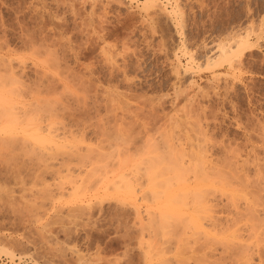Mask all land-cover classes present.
<instances>
[{
	"label": "rangeland",
	"instance_id": "374dc122",
	"mask_svg": "<svg viewBox=\"0 0 264 264\" xmlns=\"http://www.w3.org/2000/svg\"><path fill=\"white\" fill-rule=\"evenodd\" d=\"M158 2L176 21L141 0H0V264H264V0ZM247 27L240 64L219 63ZM29 39L70 79L42 77Z\"/></svg>",
	"mask_w": 264,
	"mask_h": 264
},
{
	"label": "bare ground",
	"instance_id": "6f19581e",
	"mask_svg": "<svg viewBox=\"0 0 264 264\" xmlns=\"http://www.w3.org/2000/svg\"><path fill=\"white\" fill-rule=\"evenodd\" d=\"M119 1H120V0H100L101 3H102V2H105V3H106V2H108V3L116 2L117 4H118ZM141 1H142L143 5L145 4V5L149 6V7L156 8V9L159 8V9H157V10H158V11L160 10V11H159L160 13H162V11H163V13L166 15V17H167L168 20H169V19H172V20H173L174 18H172V17H173V16H176V15L179 14V13H178L179 10H175V9H177V8L167 10L165 7H161V6H159L160 4H162V2H158L159 0H158V1H157V0H141ZM166 1H167V0H166ZM168 1H169V0H168ZM120 3H121V2H120ZM159 3H160V4H159ZM120 5H121V4H120ZM165 5H166V4H165ZM175 19H176V18H175ZM175 19H174V20H175ZM175 21H176V20H175ZM169 22H170V20H169ZM260 24H261V23H260ZM60 25H61V24H60ZM173 26H174V25H173ZM261 27H262V26H261ZM261 27H260V30H261V31H259L258 33L256 32L255 29L250 28V27H247L244 31H242V32L239 31L240 33L238 32L237 34L232 35L231 37H228L226 40L218 42L217 45L215 46V47H216V51L219 53L220 57H221V56L224 57V58L226 59L225 61L229 63V66H231V67L234 69V68L238 65V63L240 64V62H239L240 60H239L238 58H236L235 56H237V55H236L237 52H238L242 47H244V48H245V47H250V45H251V35H252L253 33H255L254 35H256V33H257V37H258V39L261 38V37L263 38L264 33L262 32L263 29H262ZM258 30H259V28H258ZM39 32H40V31H39ZM53 37H54V36H53ZM61 37H62V36H61ZM44 38H45V37H44ZM69 38H70V37H69ZM24 39H25V38H24ZM63 39H64V38H63ZM252 39H253V38H252ZM29 40H30V39H29ZM33 40H34V39H33ZM259 40H260V39H259ZM30 41H31V45H36V44L38 45V46H36V47L34 46L35 48H34L33 51L30 50V51L33 52L34 54H33V53H30V52H29V53H30V54H33L34 57H35V59L37 58L36 61H37L40 65H42V69H41V71L43 70V73H41V74H42V75L44 74L42 77H44V76L46 77V75H45V74L47 73L46 71H49V74H53V75H54V77L51 76V79H49L50 76L47 75L46 80H48V79H49V80L55 79V78H56L55 76H57V74H59V77H60V75H61V77H63V76H67V77H68L67 74L65 75L66 72H65V71L63 72L62 67H61L62 64L60 63V61H59L57 55L55 54L57 49H56L55 51H53V49H55L54 47H53V49H51L52 46H53L54 44H53L52 46H51V44H50V46H51V48H50L48 45L43 46L44 44L39 46V44L41 43V41H40L39 44L36 43V42H32V40H30ZM37 41H38V40H37ZM42 43H43V41H42ZM3 45H4V44H3ZM3 45H2V46H3ZM59 45H60V44H59ZM0 46H1V45H0ZM29 47H30V46H29ZM31 47H32V46H31ZM65 47H66V46H65ZM66 48H67V47H66ZM244 48H243V49H244ZM0 49H1V48H0ZM2 49H3V48H2ZM10 49H11V48H10ZM244 50H245V49H244ZM10 51H11V50H10ZM13 51H15V50H13ZM179 51H180L182 54H184V55L187 54V53H188V51H187V46H185V45L183 44L181 47H179ZM16 52H17V51H16ZM67 52H68V51H67ZM65 53H66V51H65ZM57 54H58V52H57ZM187 55H189V53H188ZM191 55H192V56H191ZM47 56H48V57H47ZM58 56H59V55H58ZM176 56H177V55H176ZM189 56H190V59H188V63H191V62L193 63V62H195V58L193 57V54H190ZM43 57H44V58H43ZM222 57H221V59L219 60V61H220L219 63H222L221 61L224 60ZM1 58H2V57H1ZM66 58H67V57H66ZM177 58H178V62H179L178 65H179V67H181L180 70H182V71H180L179 69H178V70L176 69V71H177V72H176V74H177V78L180 79V80H185V75H186V73H185V71H186L185 66L181 65V61L179 60V57H177ZM210 58H211V57H206V59H207L206 63L209 62V61H211ZM217 58H219V57H217ZM213 60H214V59H213ZM213 60H212V61H213ZM7 61H8V60H7ZM61 61H62V59H61ZM225 61H224V62H225ZM5 62H6V61H5ZM226 62H225V63H226ZM17 63H19V62H17ZM17 63H16V64H17ZM25 63H26V62H25ZM25 63H23V64H25ZM66 63H67V62H66ZM10 64H11V63H10ZM20 64H21V63H20ZM208 65H209V63H208ZM213 65H215V62H214ZM213 65H211V66H213ZM11 66H12V65H11ZM13 66H14V65H13ZM13 66H12V68H13ZM35 66H36V65H35ZM114 66H115V65H114ZM182 66H183V67H182ZM198 66H199V64H198ZM211 66H210V67H211ZM227 66H228V65H227ZM16 67H17V66H16ZM20 67H21V65H20ZM22 67H23L22 69H23V71H24L25 68H26V66L23 65ZM64 67H65V66H64ZM70 67H71V66H70ZM177 67H178V66H177ZM179 67H178V68H179ZM206 67H207V66H206ZM12 68H10V69L8 68V70H9V72L11 73L10 75H12V77H14L13 75H16L17 71H14L13 69H15V68H13V69H12ZM17 68H19V67H17ZM207 68H208V67H207ZM19 69H20V68H19ZM46 69H48V70H46ZM113 69H114V67H113ZM122 69H123V68H122ZM236 69H237V68H236ZM38 70H39V68H38ZM38 70H36V71H38ZM61 70H62V71H61ZM67 70H68V69H67ZM83 70H84V69H83ZM116 70H117V69H116ZM4 71H5V70H4ZM20 71H21V69H20ZM20 71H19V72H20ZM32 71H33V70H32ZM70 71H71V70H70ZM114 71H115V70H114ZM120 71H121V70H120ZM5 72H6V71H5ZM19 72H18V74H19ZM29 72H30V71H29ZM73 72H74V71H73ZM122 72H123V71H122ZM23 73H24V72H23ZM23 73H21V75H22ZM34 73L37 74L36 72H34ZM62 73H64V75H63ZM76 73H77V72H76ZM110 73H111V72H110ZM124 73H125V72H124ZM124 73H123V74H124ZM126 73H127V72H126ZM181 73H182V74H181ZM35 74H34V75H35ZM41 74H40V75H41ZM68 74L71 75L70 72H68ZM187 74H188V73H187ZM212 74H214V73H212ZM215 74H216V73H215ZM10 75H9V76H10ZM21 75L19 74V76H21ZM40 75H39V76H40ZM62 75H63V76H62ZM181 75H182V76H181ZM19 76L16 78L17 80H18V78H20ZM25 76H26V75H25ZM220 76H221V75H220ZM15 77H16V76H15ZM15 77H14V78H15ZM28 77H29V76H28ZM48 77H49V78H48ZM59 77L57 76V78H59ZM61 77H60V78H61ZM215 77H216V75H215ZM10 78H11V77H10ZM14 78H13V79H14ZM31 78H32V77H31ZM31 78H30V79H31ZM33 78H34V77H33ZM35 78H36V77H35ZM39 78H40V77H39ZM47 78H48V79H47ZM57 78H56V79H57ZM64 78H65V77H63V79H64ZM129 78H130V77H129ZM21 79H22V78H21ZM43 79H45V78H43ZM68 79H70V77H68ZM89 79H91V78H89ZM89 79H88V80H89ZM119 79H120V78H119ZM14 80H15V79H14ZM14 80H13V81H14ZM65 80H67V79L65 78ZM127 80H128V78H127ZM20 81H21V84H22V80H20ZM37 81H38V80H37ZM56 81H57V80H56ZM56 81L54 80V82H56ZM90 81H91V80H90ZM39 82H40V81H39ZM60 82H62V81H60ZM60 82L58 81V83H60ZM69 82H70V81H69ZM69 82H68V83H69ZM189 82H190V81H189ZM18 83H19V82H18ZM47 83H48V82H47ZM71 83H72V82H71ZM76 83H77V82H76ZM1 84H2V83H1ZM3 84H4V83H3ZM12 84H14V83L12 82ZM16 84H17V83H16ZM21 84H20V85H21ZM64 84H65V83H64ZM45 85H46V84H45ZM45 85L43 86V88L45 87ZM50 85H51V82H50ZM61 85H62V84H61ZM86 85H88V84H86ZM116 85H117V83H116ZM2 86H3V85H2ZM30 86H31V85H30ZM30 86H29V87H30ZM41 86H42V85H41ZM47 86H48V84H47ZM63 86H65V85H63ZM131 86H132V85H131ZM18 87H19V86H18ZM23 87H24V86H23ZM35 87H37V88H41V89H42V87H40V86H35ZM50 87H51V86H48L47 89L49 90ZM68 87H69V86H68ZM80 87H81V86H80ZM85 87H87V86H85ZM177 87H178V86H177ZM179 87H180V86H179ZM2 88H4V87H2ZM20 88H21V87H20ZM31 88H32V87H31ZM64 88H66V87H64ZM95 88H96V87H95ZM12 89H13V88H12ZM26 89H27V88H26ZM41 89H39V90H41ZM47 89H46V90H47ZM50 89H51V88H50ZM52 89L54 90V88H52ZM179 89H180V88H179ZM13 90H14V89H13ZM35 90H36V88H35ZM39 90H36V92L34 91V92H35L34 94H37V91H39ZM42 90H43V89H42ZM174 90H175V89H174ZM21 91H22V89H21ZM24 91H25V90H24ZM24 91H23V92H24ZM30 91H31V90H30ZM44 91H45V90H44ZM54 91H56V90H54ZM61 91H62V90H61ZM63 91H64V90H63ZM181 91H182V90H181ZM15 92H16V91H15ZM23 92H22V93H23ZM183 92H184V91H183ZM19 93H20V92H19ZM22 93H21V94H22ZM32 93H33V92H32ZM40 93H42V92L40 91ZM40 93H39V95H40ZM45 93H47V92H45ZM48 93H49V92H48ZM52 93H53V92H52ZM3 94H4V93H3ZM3 94H2V96H3ZM9 94H10V93H9ZM13 94L15 95L14 92H13ZM21 94H20V95H21ZM24 95H25V94H24ZM22 96H23V94H22ZM45 96H46V95H45ZM4 97H5V95H4ZM4 97L1 98V95H0V101L5 100L6 98L8 99V95H7V97H5V99H4ZM26 97H27V96H26ZM26 97H25V98H26ZM35 97H37V96H35ZM22 98H23V97H22ZM27 98H28V97H27ZM29 98H32V96L29 97ZM33 98H34V96H33ZM40 100H43V99L41 98ZM40 100H39V102H40ZM30 101H32V102H26L27 104L24 103V106H23V105H21V106L24 108L26 105H28V104L30 103L29 105H30V107H31V106L34 105L33 102H34V101H37V100L34 99V100H30ZM37 102H38V101H37ZM1 103L5 104V105L7 104V102L4 103V101H2ZM31 103H33V104L31 105ZM58 103H59V102H58ZM22 104H23V103H22ZM36 104H37V103H36ZM36 104H35V105H36ZM39 104H40V103H39ZM55 104H56V103H55ZM29 105H28V106H29ZM35 105H34V106H35ZM40 105H42V104H40ZM11 106H13V105H11ZM38 106H39V105H38ZM44 106H45V105H44ZM84 106H85V105H84ZM8 108H9V107H8ZM14 108H15V107H12V108L10 107V109H9V111L11 110L10 113L6 110L7 108L5 109V111L8 112L9 115L11 116V119L14 118V116L11 114L12 109H14ZM19 108H20V107H19ZM23 108H20V109H23ZM34 108H35V107H34ZM37 108H38V107H37ZM24 109H25V108H24ZM26 109H27V106H26ZM28 109H29V108H28ZM31 109L34 110L33 108H31ZM0 111H1V110H0ZM13 111H14V110H13ZM15 111H16V110H15ZM15 111H14V113H15L14 115H15V117H17V116L19 115V113L17 114V112H18L19 110L16 111V112H15ZM25 111H26V110H25ZM39 111H40V110H39ZM6 112H4V116H5V115H8V113L6 114ZM12 113H13V112H12ZM20 113L22 114V112H20ZM31 113H32V111H31ZM21 114H20V115H21ZM25 114H26V113L24 112V113H23L24 117L26 116ZM9 115H8V117H9ZM20 115H19V116H20ZM41 115H42V113H41ZM1 116H3V115H1ZM36 116H37V115H36ZM38 116H39V115H38ZM75 116H76V115H75ZM21 117H22V115H21ZM21 117L14 118L15 120H13V121H10V120L8 121V120H6V119H7V118H6V119H5L6 121H8L9 123H11V122H12V123H11V125L9 126V128L7 129L8 132L5 133V131H4V133H5V134H8V135H9V134H12V133H15V132H16V129H17L16 125H17V124L19 125V122L21 121V120H20L19 122H16V120H18L19 118L21 119ZM41 117H42V116H41ZM2 118H3V117H2ZM2 118H0V119H2ZM9 118H10V117H9ZM9 118H8V119H9ZM44 118H45V117H44ZM46 118H47V117H46ZM34 119H35V118H34ZM41 120H42V119H41ZM47 121H48V120H47ZM47 121L45 120V122H47ZM2 122H3V121H2ZM8 122H7V123H8ZM42 122H43V121H42ZM9 123H8V124H9ZM14 123H16V124H14ZM20 123H21V122H20ZM39 123H40V122H39ZM76 123H77V122H76ZM78 123H79V121H78ZM81 123H82V122H81ZM68 124H69V123H68ZM18 125H17V126H18ZM48 125H49V124H48ZM70 125H71V124H70ZM26 126H27V124H26ZM26 126H25V127H26ZM36 127L38 128L37 124H36ZM62 127H63V126H62ZM76 127H77V126H76ZM39 128H40V129L43 128L42 125H41ZM44 128H45V126H44ZM40 129H38V130H40ZM7 130H6V131H7ZM42 130H44V129H41V131H42ZM1 131H2V130H0V132H1ZM44 131H45V130H44ZM17 132H18V131H17ZM74 132H75V131H74ZM80 132H81V131H80ZM84 132H85V131H84ZM23 133H25L24 138H25L26 136H30V137L33 138L35 141H38V142H39V141L41 140V139H39V137H37V135H35L34 133H33V134H32V133H29V132H28V129H26V128H23ZM37 133H40V132H37ZM47 133H48V132H47ZM75 134H76V133H75ZM34 135H35V136H34ZM50 135H51V134H50ZM11 136H12V138H13L14 135H11ZM4 137H5V136H4ZM73 137H74V135H73ZM2 138H3V137H2ZM2 138H0V139H2ZM7 138H9V137H7ZM10 138H11V137H10ZM10 138H9V139H10ZM12 138H11V139H12ZM16 138H18V137H16ZM28 138H29V137H28ZM4 139H5V138H4ZM21 140H22V139H21ZM1 141L3 142V140H1ZM41 141H42V140H41ZM45 141H46V140H45ZM45 141L43 140V143H44ZM5 142H7V141H5ZM24 142H26V141L24 140ZM21 143H22V142H21ZM43 143H42V145H43ZM46 143H49V142L46 141ZM50 143H52V142H50ZM27 144H28V143H27ZM29 144H30V142H29ZM39 144H41V143H39ZM167 144H168V143H167ZM30 145H31V144H30ZM169 145H170V144H169ZM21 146H22V145H21ZM24 146H25V143H24ZM31 146H32V145H31ZM34 146H35V145H34ZM0 147H2V146H0ZM3 147H4V146H3ZM8 147H9V146H8ZM26 147H27V146H26ZM32 147H33V146H32ZM49 147H50V146H49ZM49 147H48V148H49ZM60 147H62V146H60ZM167 147H168V146H167ZM200 147H201V146H200ZM202 147H203V146H202ZM34 148H35V147H34ZM34 148H33V150H34ZM45 148H46V147H45ZM9 149H10V147H9ZM22 149H23V148H22ZM22 149H21V150H22ZM36 149H37V148H36ZM67 149H68V147H67ZM168 149H169V148H168ZM13 150H14V149H13ZM15 150H16V149H15ZM24 150H25V149H24ZM31 150H32V149H31ZM37 150H38V149H37ZM62 150H64V149H62ZM65 150H66V148H65ZM65 150H64V151H65ZM5 151H6V149H5ZM7 151H9V150H7ZM22 151H23V150H22ZM41 151H42V150H41ZM64 151H63V152H64ZM68 151L71 152L72 150H68ZM68 151H67V152H68ZM199 151H200V150H199ZM203 152H204V151H203ZM10 153H11V152H10ZM46 153H47V152H46ZM64 153H65V152H64ZM197 153H199V152H197ZM42 154H43V153H42ZM61 154H62V153H61ZM237 154H238V153H237ZM13 155H14V154H13ZM69 156H70V155H69ZM188 156H189V155H188ZM236 156H237V155H236ZM238 156H239V154H238ZM185 157H186V156H185ZM62 158H63V157H62ZM64 158H65V157H64ZM187 158H188V157H187ZM192 158H193V157H192ZM196 158H197V157H196ZM246 158H247V157H246ZM247 159H248V158H247ZM188 160H189V159H188ZM193 160H194V159H193ZM196 161H197V160H196ZM196 161H194V162H196ZM199 161H200V160H199ZM201 161H203V160H201ZM253 161H254V160H253ZM188 162H189V165H186ZM188 162H187V160H185V172H186L188 169H191V167H192L191 171L194 170V169H193V166H192L193 163L191 164V163H190L191 161H188ZM192 162H193V161H192ZM236 162H237V161H236ZM196 163H197V162H196ZM242 163H243V162H242ZM244 163H245V161H244ZM249 163H250V162H249ZM181 164L184 166L183 163H181ZM181 164H180V165H181ZM237 164H238V162L236 163V165H237ZM193 165H195V164H193ZM238 165H239V164H238ZM238 165H237V166H238ZM249 165H250V164H249ZM190 166H191V167H190ZM195 166H196V165H195ZM205 166H206V165H205ZM209 166H210V165H209ZM211 166H212V165H211ZM240 166H241V165H240ZM180 167H181V166H180ZM196 167H197V166H196ZM202 167H203V163H202ZM202 167H201V168H202ZM207 167H208V166H207ZM241 167H242V166H241ZM247 167H248V165H247ZM199 168H200V167H199ZM208 168H209V167H208ZM218 168H219V167H218ZM242 168H243V167H242ZM215 169H217V167H216ZM176 170H177V169H176ZM195 170L198 171L196 168H195ZM195 170H194V171H195ZM200 170H201V169H200ZM200 170H199V171H200ZM205 170L207 171V169H205ZM239 170H240V169H239ZM241 170H242V169H241ZM259 170H260V169H259ZM152 171H153V170H152ZM203 171H204V169L202 170V172H200L201 174L199 173V176L203 177V180H204V178H206L207 180H205V181L207 182L208 179H214V178H212V176H211V178H209L210 176H207V175H209V174H208V173H205L206 171H204V173H203ZM209 171H210V169H209ZM234 171H236V170H234ZM234 171H233V172H234ZM177 172H178V171H177ZM207 172H208V171H207ZM210 172H211V171H210ZM240 172H241V171H240ZM247 172H249V171H247ZM235 173H236V172H235ZM235 173H234V174H235ZM261 173H262V172H261ZM213 174H215V173H213ZM216 174H217V172H216ZM231 174H232V173H231ZM234 174H232V175H234ZM244 175L249 176L248 174H244ZM206 176H207V177H206ZM234 176H236V175H234ZM237 176H238V175H237ZM237 176H236V177H237ZM239 176L242 177L243 175L240 174ZM239 176H238V177H239ZM258 176H259V175H258ZM260 176H261V175H260ZM213 177H214V176H213ZM249 177H250V176H249ZM215 178H216V177H215ZM223 178H224V177H223ZM223 178H222V180L224 181V179H226V178H224V179H223ZM239 178H240V177H239ZM247 178H248V177H247ZM247 178H246V179H247ZM218 179H219V178H218ZM218 179H214V180H216L215 182L218 181V182H221V183H222V181H220V179H219V180H218ZM236 179H237V178H236ZM243 179H245L244 176L242 177V180H243ZM246 179H245V181H246ZM248 180H249V178H248ZM210 181H211V180H210ZM235 181H236V180H235ZM239 181H240V180H239ZM239 181H237V182H238V185H239ZM249 181H251V180H249ZM254 181H255V180H254ZM215 182H214V183H215ZM218 182H217V183H218ZM258 182H259V181H258ZM258 182L256 181V183H258ZM200 183H201V182H200ZM223 183H224V182H223ZM240 183H241V182H240ZM246 183H248V182H246ZM246 183H244V184H246ZM252 183L254 184L253 181H252ZM256 183H255V184H256ZM259 183H260V182H259ZM244 184H243V185H244ZM249 184H251V183H249ZM253 184H251V185H253ZM236 185H237V184H236ZM241 185H242V184H241ZM247 185H248V184H247ZM260 185H261V184H260ZM234 186H235V185H234ZM239 186H240V185H239ZM249 186H250V185H249ZM253 186H254V185H253ZM258 186H259V185H258ZM263 186H264V185H263ZM169 187H170V186H169ZM197 187H198V186H197ZM200 187H201V186H200ZM245 187H246V185H245ZM250 187H251V186H250ZM255 187H256V186H255ZM261 187H262V186H261ZM237 188H238V187H237ZM240 188H241V187H240ZM247 188H248V187H246V189H247ZM262 188H263V187H262ZM262 188H258V189L260 190V189H262ZM198 189H200V188H198ZM238 189H239V188H238ZM255 189H256V188H255ZM255 189H254V191H253L254 193H255L256 190H258V189H256V190H255ZM193 190H194V187H192V186H190V185H188V184H185V192H187V195H188V194H190V195L193 194V192H194ZM202 190H203V189H202ZM241 190H242V189H241ZM247 190H248V189H247ZM247 190H246V191H247ZM251 190H253V189H251ZM259 190H258V191H259ZM200 191H201V190H200ZM246 191H245V193H246ZM248 191H249V190H248ZM248 191H247L246 195H245V193H244L243 195H245V196H248L247 194L252 195V193H248ZM258 191H256V193H257ZM259 192L261 193V191H259ZM204 193H205V192H204ZM254 193H253L252 196L255 197ZM263 194H264V193H263ZM208 195H209V194H208ZM208 195H207V196H208ZM256 195H258V194H256ZM192 196H193V195H192ZM195 196H196V195L194 194L193 198H191V203H190V201H188L189 204H190L191 206H194L195 202H196V204H197V202H198V203L201 202V200H200L199 198L197 199ZM210 196H211V194H210ZM211 197H212V196H211ZM254 197H252V198H254ZM257 197H258V196H257ZM212 198H213V197H212ZM171 199H172V198H171ZM196 199H197V200H196ZM210 199H211V198H210ZM210 199H209V201H210ZM218 199H219V198H218ZM244 199H245V197H244ZM250 199H251V197H250ZM250 199H248V200H250ZM257 199H258V198H257ZM220 200H221V199H220ZM235 200H236V199H235ZM248 200H247V197H246V202H247ZM237 201H238V199H237ZM240 201H241V200H240ZM244 201H245V200H244ZM188 202H187V204H188ZM248 202H249V205H250L251 200L248 201ZM262 202H263V201H262ZM210 203H211V201H210ZM235 203H236V201H235ZM236 204H237V203H236ZM185 205H186V204H185ZM190 205H189V206H190ZM210 205H212V204H210ZM245 205H246V204H245ZM199 206H200V205H199ZM216 206H217V204H216ZM216 206H215V207H216ZM239 207H240V206H238V204H237V206H236V210H237V208L239 209ZM244 207L246 208V206H244ZM250 207H251V206H250ZM255 207H256V206H255ZM167 208H169V207H167ZM167 208H166V210H169V209H170V208H169V209H167ZM199 208H200V207H199ZM210 208H211V207H210ZM210 208H209V209H210ZM247 208H248V206H247ZM192 209H193V208H192ZM241 209H242V208H240L239 211H240ZM243 209H244V208H243ZM198 210H199V209H198ZM170 211H171V210H170ZM193 211H195V210H193ZM242 211H243V210H242ZM242 211H241V213H244L246 210H245L244 212H242ZM247 211L249 212V214H252V212L250 211V209L247 210ZM196 212H197V211H196ZM250 212H251V213H250ZM261 212H262V211H261ZM165 213L169 214L168 212H165ZM230 213H231V211H230ZM246 213H247V212H246ZM254 213H255V212H254ZM249 214H248V215H249ZM257 214H258V213H257ZM185 215H186V213H185ZM198 215H199V214H198ZM237 215H238V214H237ZM239 215H240V214H239ZM248 215H247V216H248ZM263 215H264V214H263ZM200 216H202V214H200ZM249 216H250V215H249ZM253 216H254V215H253ZM257 216H259V215H257ZM188 217H189V216H188ZM188 217H187V218H188ZM189 218H190L191 220H190V222H188V221H187V222L190 223V224H192V225H190V226H194V227L196 226V227H197V223H196V222L193 223V222L195 221V219L193 220V218H194V217H193V214H192V215L190 214V217H189ZM189 218H188V219H189ZM240 218H241V217L239 216V218L236 217L235 219H236V221H237V219H238V222H239V221H240V220H239ZM257 219H259V217H258ZM191 221H192V222H191ZM219 223H220V222H219ZM239 223H240V222H239ZM239 223H237V224H239ZM195 224H196V225H195ZM212 224H213V223H212ZM185 225H186V224H185ZM188 225H189V224H188ZM233 225H234V224H233ZM220 226H221V225H220ZM185 227H187V225H186ZM201 227H202V226H201ZM238 227H239V226H238ZM187 228H188V227H187ZM187 228H186V229H187ZM197 228L199 229V227H197ZM192 231H193V230H192ZM247 232H248V231H247ZM253 232H254V231H253ZM185 234H186V233H185ZM250 234H251V233H250ZM195 252H196V251H195ZM5 253H6V252H5ZM9 256H10V255H9ZM12 257H14V256H12Z\"/></svg>",
	"mask_w": 264,
	"mask_h": 264
}]
</instances>
